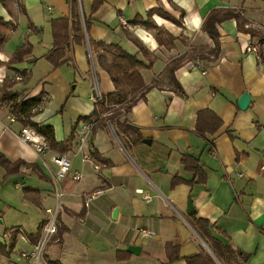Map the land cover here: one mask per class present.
<instances>
[{"label":"crops","instance_id":"1","mask_svg":"<svg viewBox=\"0 0 264 264\" xmlns=\"http://www.w3.org/2000/svg\"><path fill=\"white\" fill-rule=\"evenodd\" d=\"M257 1L230 4L226 0H104L92 15L87 41L116 43L145 59L126 37L124 30H130L157 56L151 67L141 70L145 82L155 80L157 86L128 114L130 123L140 130L145 141L130 144L132 155L106 123L89 144H84L87 151L91 148L96 151L98 158L84 160L77 150L76 139L75 149L67 154L71 172L62 181L65 195L60 229L65 230L58 235V241L48 245L45 264H164L168 241L180 245L182 256L206 249L205 241L191 223L193 215L210 220L215 225V234L239 250L246 264H264V42H260L264 34L252 36L238 26L239 22L245 28L264 24V6ZM71 2L7 0L4 5L0 0V18L14 25L4 29L7 42L0 45V76H5L0 88L4 81L15 82L13 90L25 92L24 99L42 91L50 96L41 113L31 119L52 124L58 141L65 140L83 122L77 125L80 116L91 114L95 108L91 99L94 73L88 42L72 44L70 61L58 69H46L47 75L38 85L30 88L28 83L37 67L39 73L45 68L39 63L52 47L51 19L70 16ZM92 5L93 0H80L81 12L91 15ZM159 7L181 19L182 24L179 26L156 13L152 16L154 21L176 37L183 35L194 46H214L213 39L202 30L204 18L212 8H236L241 13L240 21L229 19L219 25L221 52L207 69L200 62L198 66V61L182 59L175 71L182 93L170 82L167 69L189 46L178 39L174 48L161 47L153 30L130 24L136 15L147 17L150 10ZM181 8L186 11L183 18ZM35 27L40 30H34ZM27 43L32 45L31 54L23 62L10 65L16 49ZM249 46L260 49L263 57L248 50ZM95 69L103 94L114 91L110 75L96 61ZM15 74L23 79L15 80ZM55 81L60 84L55 85ZM244 92L251 95L245 110L239 106ZM11 104H0V150L12 160L37 164L48 180L41 179L31 168H23L20 174L10 177H5V170L0 169V213L1 208L8 209L0 215V241L8 244L16 234L13 251L0 255V264H34L21 254L33 249L35 243L28 234L38 230L46 218L45 208L54 204L52 173L57 166L50 154L41 157L42 160L20 138L23 124L12 112ZM204 108L214 111L223 121L216 133L207 136L195 130L197 113ZM122 137L125 140L124 133ZM184 153L204 163L206 184L171 186L175 173L191 176L181 163ZM75 171L83 173L80 180L73 179ZM24 188L33 190L27 192L29 199ZM99 189L103 192L86 207V194ZM146 196L151 200L147 201ZM190 199L196 209L193 215L188 214ZM115 208L118 213L113 218ZM82 211L85 212L82 217L72 214ZM26 216L29 223L25 222ZM31 221L35 222L36 230L28 232L25 226ZM140 229L150 234H143ZM131 244L140 246L139 254L128 250ZM118 250L128 251L129 256L118 259ZM170 264L187 263L179 259Z\"/></svg>","mask_w":264,"mask_h":264},{"label":"trees","instance_id":"2","mask_svg":"<svg viewBox=\"0 0 264 264\" xmlns=\"http://www.w3.org/2000/svg\"><path fill=\"white\" fill-rule=\"evenodd\" d=\"M2 1L4 5H7V0ZM103 2L104 0H93L91 15H86L80 10V0H72V12L70 16L51 19L52 47L43 55V58L52 65L53 69H58L71 60L70 47L72 44L87 43V31L94 19L92 15L102 6ZM174 6L177 5L174 4ZM155 13L179 26L182 24L181 19L176 18L162 7L153 8L148 12L147 17L140 14L136 15L130 21V24L143 25L148 30H153L159 46L167 49L176 47V41L179 39L182 43L189 46L188 51L184 54L186 60L198 61L204 69H207L210 63L216 60L221 52L219 25L229 19H236L238 21L241 19V13L236 8H212L204 18L202 30L208 33L213 39L214 46H194L183 35L176 37L166 28L158 25L152 18ZM185 14L186 11L181 8V17L183 18ZM10 25L14 27L10 22L0 18V45L6 42L7 36L4 33V29ZM238 26L240 30L250 33L252 36L257 35L254 29L245 28V25L241 22L238 23ZM34 30L39 31L40 28L35 27ZM124 33L138 47V50L146 60L137 54L128 52L116 43L106 44L102 41L91 42L90 48L92 54H94L95 61L108 72L115 85V90L105 94L102 100L95 101L93 112L89 115L80 116L77 125L80 121L94 122L91 135L92 139L100 127L111 121L114 123L116 134L127 149V146H130V144L136 145L145 141L140 130L130 123L128 114L139 100L146 97L148 91L157 86L155 80L147 84L141 72L143 68L151 67L155 63L157 56L130 30H124ZM260 42H264V37L260 39ZM31 52L32 45L30 43L19 46L14 52L9 64L23 62ZM258 54L260 57H263L260 49ZM108 56H110V59H108ZM181 64L182 59L176 57L171 61L167 69L169 80L174 84L176 91L179 93L183 92V88L175 76V71ZM14 85L15 82L4 81V84L0 88V104L12 103V112L21 121L22 126H30L43 134L48 141L51 151L65 155L73 151L76 146V139L78 141L77 126L74 127L71 134L65 140L58 141L55 135V128L52 124H43L31 119L33 116L41 113L40 110L34 112L33 109L41 104L43 98L46 96L45 92L42 91L33 98L24 99L25 92L21 93L13 90ZM19 96H21L22 100H19ZM222 124L223 121L219 115L209 108H204L197 113L195 130L200 135L207 136L216 133ZM122 133H124L125 140L122 137ZM91 154V157L98 158L96 151H92ZM181 163L191 176L187 178L179 173H175L171 180L172 187L182 183L191 187L206 184L207 174L204 169V163L198 157L184 153L181 156ZM23 168H31L33 171H36L41 179L48 180L47 176L40 170L37 164L28 163L23 159L12 160L0 150V169L5 170V177L20 174ZM24 191L25 196L28 197L27 192L33 190L32 188H24ZM31 200L36 205H40L37 199L31 198ZM72 214L76 217H82L85 212H72ZM191 220L194 228L205 241L211 252L208 249H203L182 256L180 254V245L168 241L165 245L167 260L164 264H170L179 259H184L187 264H246L245 261L241 260L240 256L242 253L239 250L234 248L231 243L224 242L215 234V225L210 220L197 217L196 215H193ZM43 225L44 221L40 223L36 232L28 234V237L34 243L38 241ZM63 230L65 228L62 227L59 234H62ZM217 231L219 232V230ZM15 245L16 234L11 236L8 244L0 241V255H9ZM128 256L129 252L126 250L117 251V258L120 260Z\"/></svg>","mask_w":264,"mask_h":264},{"label":"built area","instance_id":"3","mask_svg":"<svg viewBox=\"0 0 264 264\" xmlns=\"http://www.w3.org/2000/svg\"><path fill=\"white\" fill-rule=\"evenodd\" d=\"M88 45H89V58H90L91 65H92V71L94 73V86H93L91 99L95 102L98 100H102L104 97V94L100 90L97 76L95 74V70H96L95 61H94L95 57H94V54H92L89 42H88ZM247 49L255 51V52L259 51V49L256 46H249ZM197 65L200 66L199 62H197ZM4 78L5 76L4 77L0 76V81H3ZM14 79L22 80L23 77L19 74H15ZM49 98L50 96L44 97L41 104L38 107H35L33 111L34 112L39 111V110L42 111L44 109L45 102ZM14 119L15 118L13 117V120ZM108 125L111 127L112 130L115 131L113 122L109 121ZM93 126H94V122L90 121V122H82L77 127V132H78L77 150L82 153L84 160L92 159L91 157L92 148L90 149V151H87L85 149L84 144L90 143L91 141L90 135L92 134ZM19 134H20V138L24 142L30 144L35 149V151L38 153L40 158L46 154H50L51 161L57 166V171L55 173H52L54 204L51 206H47L45 208L46 218L44 220V225L42 227L40 237L38 241L34 244L33 249L31 251L22 252L21 254L22 257L24 258L32 259L34 264H43L46 247L52 241L59 240L58 235H59V230H60V212H61V207H62V199H63V196L65 195L64 190L62 188V181L65 180L67 176L70 174L72 163L68 155L59 154V153L51 151L46 137L43 134L39 133L36 129L30 126H22ZM122 146L124 147L123 143H122ZM44 164H45V161H44ZM95 167L98 168L97 165H95ZM263 169H264V166H263ZM82 176H83V173L77 172V171H75L72 175L73 179L75 180H80ZM102 192L103 191L99 189V190H95L93 192L86 194L84 198V205L86 207L90 206L91 202L95 200L98 197V195H100ZM146 200L150 201L151 198L146 196ZM140 231L146 235L150 234L145 229H140Z\"/></svg>","mask_w":264,"mask_h":264},{"label":"rangeland","instance_id":"4","mask_svg":"<svg viewBox=\"0 0 264 264\" xmlns=\"http://www.w3.org/2000/svg\"><path fill=\"white\" fill-rule=\"evenodd\" d=\"M259 1V0H258ZM257 1V2H258ZM243 2V0H226V3H230V4H240V3H242ZM259 5H262V6H264V0H260V2L258 3ZM239 10V9H238ZM251 26V25H250ZM248 28H252V29H254L257 33L258 32H261V33H263L264 34V24H262L261 25V27H259V26H256V28H253L252 26L251 27H248ZM6 42H7V40H6ZM5 42V43H6ZM4 43V44H5ZM47 53V52H46ZM179 58H181V59H186V57L183 55V56H180ZM39 65L41 66V65H45V68H43V69H41V71H40V73H39V69H38V67H37V70H36V72H35V75L31 78V80H29V86H30V88H32V87H34V86H36V85H38L40 82H41V80L43 79V77L45 76V75H47V73H46V69H48V68H50V69H52L53 67H52V65L44 58L43 60H41L40 61V63H39ZM42 67V66H41ZM39 73V74H38ZM54 84L55 85H59L60 83H59V81H55L54 82ZM73 82L70 84V87L72 88V86H73ZM46 88L48 89V88H50V86H46ZM114 90H115V85H114ZM105 94H107V93H105ZM104 94V95H105ZM66 100V99H65ZM50 103V102H49ZM48 103V104H49ZM58 110H60V109H58ZM128 147V150L131 148L130 146H127ZM130 152H131V154L133 155V153H132V151L131 150H129ZM134 152V151H133ZM135 153V152H134ZM135 157V156H134ZM1 207H3V204H1ZM1 210H2V213H4V214H6L7 213V211H8V209H2L1 208ZM2 213H0V215L2 214ZM30 217H33L32 215L30 216ZM25 222L26 223H29V221L27 222V216H26V219H25ZM32 222V224H27L26 226H25V229H27V231L28 232H32V231H35L36 230V228H35V222H33V221H31ZM22 233V232H21ZM48 246L46 247V249H45V254H47L48 253ZM43 262V261H42ZM43 264H45L44 262H43Z\"/></svg>","mask_w":264,"mask_h":264},{"label":"water","instance_id":"5","mask_svg":"<svg viewBox=\"0 0 264 264\" xmlns=\"http://www.w3.org/2000/svg\"><path fill=\"white\" fill-rule=\"evenodd\" d=\"M250 101H251L250 93L244 92L239 99L240 108L243 110L247 109L249 104H250ZM195 212H196V209L194 208L193 200L190 199L188 202V214L193 215ZM117 213H118V208H115L113 210V213H112L113 218H116ZM205 247H206V249H208L211 252V250L209 249V247L206 244H205ZM128 250L134 254H139L140 253V246L131 244L128 246Z\"/></svg>","mask_w":264,"mask_h":264}]
</instances>
